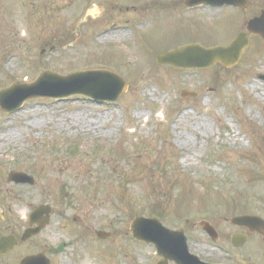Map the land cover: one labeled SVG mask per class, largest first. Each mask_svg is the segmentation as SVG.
<instances>
[{
	"label": "rangeland",
	"instance_id": "374dc122",
	"mask_svg": "<svg viewBox=\"0 0 264 264\" xmlns=\"http://www.w3.org/2000/svg\"><path fill=\"white\" fill-rule=\"evenodd\" d=\"M9 3L0 8V89L45 72L104 70L127 90L110 104L38 99L0 112V235L19 238L34 209L52 208L49 226L0 264L38 253L52 264H156L154 248L128 233L135 216L183 230L201 260L264 264L231 247L238 228L229 222L246 214L264 219V82L257 79L264 41L251 39L231 69L159 66L158 54L223 47L237 34L210 11L177 15L150 9V0ZM10 172L36 185L8 184ZM201 221L214 227L216 242ZM97 231L110 238L98 241Z\"/></svg>",
	"mask_w": 264,
	"mask_h": 264
},
{
	"label": "water",
	"instance_id": "95a60500",
	"mask_svg": "<svg viewBox=\"0 0 264 264\" xmlns=\"http://www.w3.org/2000/svg\"><path fill=\"white\" fill-rule=\"evenodd\" d=\"M214 3V0H190L191 3L221 5L224 1ZM232 1L229 0V3ZM249 30L264 39V17L249 24ZM248 46L246 34H240L228 47L205 50L197 46H189L170 53L159 55L156 59L159 65H171L177 68H205L216 63L225 68L235 66L243 50ZM264 80V76H259ZM126 91V84L122 79L109 72L75 73L65 77L53 73L42 74L31 85H13L0 91V110L8 114L18 111L22 104L30 99L51 98L63 100L73 95H81L91 101L102 104L114 102ZM182 96L186 95L184 92ZM8 182L14 184L33 185L31 177L23 173H10ZM50 208L39 207L30 215V228L22 235V241L36 236L49 222ZM231 223L245 226L250 230L264 229V221L257 217L243 216L233 218ZM36 225V228H32ZM202 229L216 239L215 231L207 223H201ZM130 232L137 242L152 244L157 256L162 258L157 264H203L188 252L186 238L182 231H171L164 228L155 219L135 218L130 225ZM98 239H106L108 234L97 233ZM16 245L14 237L0 239V255H5ZM20 264H49L44 257H28Z\"/></svg>",
	"mask_w": 264,
	"mask_h": 264
},
{
	"label": "flooded vegetation",
	"instance_id": "af4514ba",
	"mask_svg": "<svg viewBox=\"0 0 264 264\" xmlns=\"http://www.w3.org/2000/svg\"><path fill=\"white\" fill-rule=\"evenodd\" d=\"M86 2L88 1H92V0H85ZM141 0H138V2H140ZM177 1V5L175 6V4H173L171 2V0H168L167 2H161L160 0H150V5L152 3V5H148V7L151 8H155V9H171V11H175V14L179 15L181 14L180 9L183 11V13H194V12H199V11H210L212 13H214L215 15H217L221 21L223 23H226L228 21L229 25H230V31H232V33L234 35L241 33L242 31H240L238 33V29H239V24L238 22H242L243 19H247L246 23H245V31L247 30V24L256 19L259 18L263 13H264V0H244V1H237V5L235 6H221V7H212V6H206V5H194V6H190L188 4V0H176ZM14 2L16 4L21 3L22 0H10L9 5H11V7H15ZM171 2V3H170ZM187 2V3H186ZM2 0H0V8L3 7L1 5ZM242 5V6H241ZM7 6V3L6 5ZM135 7H141V4H137ZM134 7V8H135ZM2 9H0L1 11ZM223 13V15H222ZM231 18H234V20L238 21L236 23L233 22V20ZM233 23V24H231ZM228 26V25H227ZM237 31V33H236ZM250 39H258L255 36L250 35ZM245 235L246 236V242L245 244L242 246V248L240 249L241 251L244 249L246 256H247V260L248 261H252V259H258L259 261L264 262V260L261 259L262 254L264 253V236L257 234V233H248V231L244 230V229H238L237 232L234 235ZM255 239L256 244L251 245V241ZM31 241V240H30ZM28 241V242H30ZM26 242V243H28ZM21 244H25V243H21ZM231 244V242H230ZM233 248V247H232ZM235 249V248H233ZM236 250V249H235ZM238 250V251H240ZM204 262L207 263H211V261H207V260H202ZM214 263V262H212ZM50 264H52V260L50 261ZM214 264H218V263H214Z\"/></svg>",
	"mask_w": 264,
	"mask_h": 264
},
{
	"label": "trees",
	"instance_id": "16d2710c",
	"mask_svg": "<svg viewBox=\"0 0 264 264\" xmlns=\"http://www.w3.org/2000/svg\"><path fill=\"white\" fill-rule=\"evenodd\" d=\"M71 152V151H70ZM71 154H73L74 155V153L72 152ZM70 154V155H71ZM149 190H154L153 188H149ZM153 193H155V192H153ZM63 198L64 197H62V202H65L66 200H63ZM153 200V198H149L148 200H146L148 203H150L151 201Z\"/></svg>",
	"mask_w": 264,
	"mask_h": 264
},
{
	"label": "bare ground",
	"instance_id": "6f19581e",
	"mask_svg": "<svg viewBox=\"0 0 264 264\" xmlns=\"http://www.w3.org/2000/svg\"><path fill=\"white\" fill-rule=\"evenodd\" d=\"M103 39H107V37H102ZM104 41V40H103ZM253 88H255V87H253ZM77 119V118H76Z\"/></svg>",
	"mask_w": 264,
	"mask_h": 264
}]
</instances>
